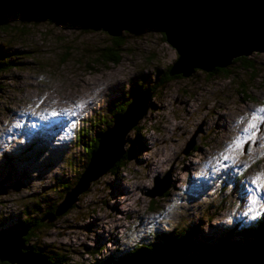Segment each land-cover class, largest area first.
Wrapping results in <instances>:
<instances>
[{
    "label": "rangeland",
    "instance_id": "374dc122",
    "mask_svg": "<svg viewBox=\"0 0 264 264\" xmlns=\"http://www.w3.org/2000/svg\"><path fill=\"white\" fill-rule=\"evenodd\" d=\"M46 22L21 32L12 20L0 32L4 47L21 53L0 74V230L17 225L24 205L44 196L62 213L35 241L41 252L64 255V264H99L152 243L155 233L197 227L198 239L214 241L236 222L248 225L264 213L263 76L250 80V71L233 62L229 78L195 69L157 87L178 55L154 24L121 31V61L110 65L95 60L111 37L106 32ZM242 57L264 67V51ZM245 81L253 99L240 93ZM136 83L155 88L137 100H147L145 113L126 131L122 149L135 137L143 147L124 169L107 170L77 189L86 163L76 143L79 128L87 127L90 138L106 132L111 102L131 96ZM238 138L242 149L234 144ZM119 144L107 148L105 164ZM59 184L73 185L74 198L57 191ZM157 186L167 190L153 197Z\"/></svg>",
    "mask_w": 264,
    "mask_h": 264
},
{
    "label": "water",
    "instance_id": "95a60500",
    "mask_svg": "<svg viewBox=\"0 0 264 264\" xmlns=\"http://www.w3.org/2000/svg\"><path fill=\"white\" fill-rule=\"evenodd\" d=\"M17 9L25 15L41 16L44 20L60 18L113 37H119L123 30L137 33L146 25L157 24L178 55L168 76L180 74L187 78L195 69L211 71L226 67L237 57L264 51V0H0V13ZM139 98H133L125 113L99 138L98 149L79 178L77 189H85L89 180L111 167L114 157L106 164L103 161L113 141L120 143L118 154H123L126 131L145 113L147 100L138 104ZM132 114L134 118L128 121L127 116ZM76 190L69 196L74 198ZM166 190L167 187L157 186L151 196H161ZM30 229L0 239V262L47 264L43 256L22 251L21 238ZM217 263L213 259L184 263L174 257L150 264Z\"/></svg>",
    "mask_w": 264,
    "mask_h": 264
},
{
    "label": "trees",
    "instance_id": "16d2710c",
    "mask_svg": "<svg viewBox=\"0 0 264 264\" xmlns=\"http://www.w3.org/2000/svg\"><path fill=\"white\" fill-rule=\"evenodd\" d=\"M15 14L19 16L17 19L14 17ZM39 19L42 21V24H47L43 17H33L30 14L25 15L21 12V9L5 10L3 13H0V32L2 31L4 33V30L8 29L7 24L11 25L12 20L14 23H17L16 27L20 28L21 32H28L30 30L26 29L27 24L38 23ZM48 21L50 23H62L59 18H52ZM153 27H156L166 40L165 33L160 30L159 26L154 24ZM127 33H129V31H127ZM123 34L124 32L119 37H108V43L98 49L97 54H95V60L103 64L118 65L121 61L124 50L123 46L126 43ZM5 49L7 50V47H4V43L0 42V74L5 73L8 70V67L14 63L13 58H16V55H21L19 52L17 54L10 50L6 51ZM29 57H31V60L34 59V56ZM34 60L37 61V59ZM233 62H239L245 71H250V80L252 79L255 81L259 76L264 77V67L261 68L260 66H256L252 60H248L241 56L233 59L231 63ZM174 63L175 61L168 66L163 75V77L166 78L165 81L160 82L157 87L170 80L182 77L180 74L168 76V72ZM229 65L226 67H214L211 71L206 72L218 71L229 78L231 74L229 72ZM257 68L261 69L260 74H258ZM154 88L155 87L151 85L144 87L143 85L136 83L131 96H123L122 98L111 102V123L125 113L133 98L140 97L145 92L148 93L152 90L154 91ZM240 90V93L244 95V100L254 98L247 94V81L241 84ZM111 123L107 124L106 129L112 125ZM89 131L90 130L87 127L83 126L79 128L76 134V143L78 144V147H80L83 156L82 159L86 163L83 164L82 171L78 174L79 176L73 184L75 186L79 183V178L88 166L92 155L97 151L99 138L105 133L104 130L90 138ZM139 131L140 129H137L138 133ZM136 141L137 137L133 140L131 139L129 146L124 150L122 149L123 154H117L114 157L113 161H115L108 170L115 173L116 171L124 169V167L132 160V157L135 158V156L139 154L138 152L140 151L139 149L137 150V147H143V145H139ZM73 185L59 184L55 189L57 191L66 192L67 194L73 189L71 188ZM44 198L45 197L42 196L39 199H32L31 202L24 205L22 209L23 211L21 212L25 217L18 222L17 225H14L13 227L5 226L1 229L0 239L11 233L22 232L31 227V229L21 238L24 243L25 251H32L34 254L38 252L43 254L47 264H64V255L58 253H51V255L44 254L41 252L42 248L36 245L35 242L40 240L39 237L44 230L53 228L54 222H52L53 220L51 221V216H61L57 213L61 210H59V207L62 208V206L54 204L48 205V200ZM150 202L151 207L154 206L155 200L151 199ZM200 232L201 231L197 227H192L189 229L173 228L172 231L167 234L155 233L156 238L152 243H145L142 246L132 249L126 254L119 253V255H107L104 261H101V263L99 262V264H150L174 257L181 258L184 263H190L196 260L206 261L213 259L218 262L217 264H264V213L255 218L254 221L248 225H244L240 221L236 222L233 226L226 228L224 234L214 241H210V239H206V237L201 238V240L198 239V236L201 235ZM97 262L98 261L94 264H98ZM0 264L3 263L0 262Z\"/></svg>",
    "mask_w": 264,
    "mask_h": 264
},
{
    "label": "snow or ice",
    "instance_id": "6c2138e0",
    "mask_svg": "<svg viewBox=\"0 0 264 264\" xmlns=\"http://www.w3.org/2000/svg\"><path fill=\"white\" fill-rule=\"evenodd\" d=\"M78 107H83V105H78ZM53 115H57V113H52ZM74 114V113H73ZM73 127H75V125L73 124ZM256 127V125H249V128H255ZM249 128H245L243 131L245 132V133H247L248 131H249ZM253 135H255V133H253ZM234 144L236 145V148H241L242 149V143H241V141L239 140V138L236 140V141H234ZM232 150H234L233 148H232V146L230 145L229 146V151H232ZM223 159L224 160H229L230 159V156L229 155H224L223 156ZM260 180V177H257L256 178V180L254 181V183H256L257 181H259Z\"/></svg>",
    "mask_w": 264,
    "mask_h": 264
}]
</instances>
